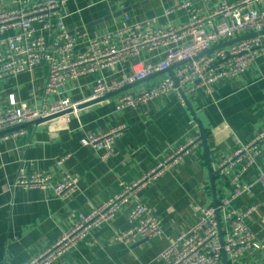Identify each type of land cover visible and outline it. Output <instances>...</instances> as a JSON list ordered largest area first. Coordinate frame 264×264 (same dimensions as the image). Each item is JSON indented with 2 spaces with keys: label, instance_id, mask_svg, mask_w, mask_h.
Returning <instances> with one entry per match:
<instances>
[{
  "label": "crops",
  "instance_id": "obj_1",
  "mask_svg": "<svg viewBox=\"0 0 264 264\" xmlns=\"http://www.w3.org/2000/svg\"><path fill=\"white\" fill-rule=\"evenodd\" d=\"M181 0H69L62 7L65 23L71 32L86 29L98 36L129 14L135 21L157 19L181 25L187 21L183 11L167 16L163 11ZM203 7V0H188ZM234 1V0H230ZM217 0H210V8ZM0 0V8L9 6ZM12 31L7 32L11 34ZM2 35H0V38ZM86 49L80 45L76 52ZM157 53H143L141 59L157 61ZM128 62L106 75L120 78L130 73ZM47 69L39 67L15 77L0 80V100L6 104L11 95L17 102L40 106L54 96L45 95ZM169 74L160 72L128 86L125 91L103 101L78 108L67 126L51 128L46 123L26 126V133L0 140V264H25L41 250L55 243L77 219L121 189L120 182L132 183L148 173L157 163L173 154L189 138L200 134L195 149L184 155L163 177L138 191L139 199L152 207L163 234L128 245L115 239L129 227L126 210L112 222L91 232L76 248L54 264H166L157 259L170 238L189 229L196 220L197 206H214L231 193V185L215 172L223 157L239 143L249 141L264 130V57L234 79L222 80L213 93L203 88L188 96L182 105L174 93L139 107L116 111L123 93H136ZM96 75L69 81L62 96L83 100L93 93ZM120 124L126 128L114 142V154L102 161L100 151L82 140L89 134L109 130ZM66 157L59 165L57 161ZM264 170V145L254 165L242 175L241 182L253 184L252 194L233 201L239 210L259 204L249 219L251 231L264 239V188L256 181ZM52 173L60 179L64 173L78 176L79 190L70 200H62L39 188L15 185L19 172ZM223 227L226 223L222 222ZM222 264H264V255L244 251L237 261L222 257Z\"/></svg>",
  "mask_w": 264,
  "mask_h": 264
},
{
  "label": "built area",
  "instance_id": "obj_2",
  "mask_svg": "<svg viewBox=\"0 0 264 264\" xmlns=\"http://www.w3.org/2000/svg\"><path fill=\"white\" fill-rule=\"evenodd\" d=\"M8 1V7L0 8V80L45 67V95L55 99L45 100L40 106L19 103L13 95L6 104L0 100V140L26 133L23 125L29 122L61 113L65 114L43 123L51 128L66 127L70 115H77L82 103L160 72L168 71L169 74L147 89L121 94L115 105L116 111L139 107L171 93L186 105L188 96L197 89L213 93L220 81L238 77L256 59L264 57V0H217L212 8L210 0H203L207 11L188 0L176 1L163 11V15L183 11L187 21L181 25L168 22L158 26L155 18L135 21L126 13L122 21L98 36H91L86 29L71 32L67 28L62 7L69 0ZM9 31L12 33L7 35ZM84 44L86 49L76 52ZM143 53H157L155 56L160 59L155 62L141 59ZM124 62L130 65L129 74H122L120 78L105 74L106 70L118 69ZM85 75L97 76L91 96L80 101L62 96L69 81ZM125 128V124H120L104 132L89 134L82 143L100 151V159L107 161L114 154L115 140ZM200 141V134L189 138L141 178L132 183L120 182L119 192L90 211L80 213L77 221L55 243L25 264H54L88 238L93 230L112 222L122 209H127L129 227L116 233L117 241L130 245L161 236L163 229L155 210L139 199L138 191L163 177ZM263 145L264 130L249 141L239 143L231 154L223 157L215 172L228 181L231 193L214 206H197L193 225L170 238L157 257L159 261L166 264H222L224 254L234 262L248 250L264 255V239L257 238L249 227V219L259 204H251L244 210L232 204L244 193H253V184L242 183L241 177L255 164ZM65 158L57 163L61 165ZM255 182L264 188V170L259 171ZM15 185L39 188L62 200H70L79 190V178L68 172L55 179L52 173L44 171L30 175L21 171Z\"/></svg>",
  "mask_w": 264,
  "mask_h": 264
},
{
  "label": "water",
  "instance_id": "obj_3",
  "mask_svg": "<svg viewBox=\"0 0 264 264\" xmlns=\"http://www.w3.org/2000/svg\"><path fill=\"white\" fill-rule=\"evenodd\" d=\"M249 36H251V35H249ZM239 39H240V38H238V39H236V40H239ZM232 42H235V40H234V41H231V42H227V43L221 44V45H218L217 47L212 48V49L209 50L208 52L214 50L215 48L222 47V46H226V45H228V44H230V43H232ZM129 86H130V85H129ZM127 87H128V86H127ZM127 87H125V88H123V89H121V90H118V91H115V92L109 93V94H107V95H105V96H101V97H99V98H96V99L90 100V101H88V102L82 103L79 107L88 106V105H91V104H94V103H97V102L103 101V100H105L106 98L110 97L111 95H114V94L121 93V92L125 91V89H126ZM63 114H65V113H61V114H57V115H53V116L48 117V118L38 119V120H35V121H33V122H29V123H27V124H25V125H23V126L26 127V126H29V125H32V124H40V123H43V122H45V121H47V120H50V119H52V118H56V117H58V116H61V115H63ZM216 204H217V202H216ZM217 213H218V212H217ZM223 256L226 257L225 254H224Z\"/></svg>",
  "mask_w": 264,
  "mask_h": 264
}]
</instances>
